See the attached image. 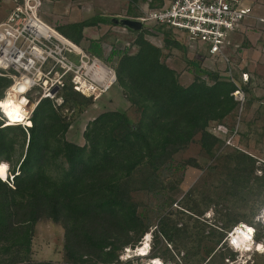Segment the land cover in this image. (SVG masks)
Segmentation results:
<instances>
[{"label": "trees", "instance_id": "obj_1", "mask_svg": "<svg viewBox=\"0 0 264 264\" xmlns=\"http://www.w3.org/2000/svg\"><path fill=\"white\" fill-rule=\"evenodd\" d=\"M126 1V17L133 19L143 15L141 4L153 9L164 3ZM99 23L114 24V20L92 18L60 26L58 30L79 44L83 30ZM146 30L142 27L136 32L132 41V46L137 47L135 54L125 49L112 51L108 57L116 55V84L136 115L134 118L127 112H103L88 122L83 146L69 142L65 135L70 120L62 110L67 107V111L79 114L91 104V98L67 85L60 92V104L47 98L38 103L30 116V127L4 126L0 121V165L7 164L9 168L5 170L10 175L5 181L0 179V264H51L31 260L35 226L42 219L62 226L68 263L118 264L121 249L136 245L149 229L131 195L134 176L139 171L156 173L198 135L201 150L211 158L214 147L224 144L208 127L235 114L239 102L232 93H248V87L223 78L217 71L201 69L190 85L182 86L176 72L162 61V49L144 38ZM159 30L166 45L180 46L170 30ZM87 51L102 54L98 42L90 43ZM10 83V79L0 77V100ZM255 162L252 156L236 150L223 156L234 190L237 186L233 176L247 180L253 176L264 185V164L259 166L257 176ZM186 208L189 222H198L203 210L198 205ZM238 221L227 219L208 236L204 235L203 224H195L197 247L207 238L212 241L198 264H210L226 232ZM158 231L156 240L172 244L189 241L187 223L178 227L165 217L159 222ZM217 255L221 261L227 256Z\"/></svg>", "mask_w": 264, "mask_h": 264}, {"label": "rangeland", "instance_id": "obj_2", "mask_svg": "<svg viewBox=\"0 0 264 264\" xmlns=\"http://www.w3.org/2000/svg\"><path fill=\"white\" fill-rule=\"evenodd\" d=\"M15 2L21 3L22 0H0V22L5 20ZM40 2L41 18L57 29L69 23L92 18H127L126 0ZM244 2L251 5L253 18L233 35L230 45L215 56L208 55L205 44L190 38L184 31L171 34L173 39L179 41L180 46L166 45L165 36L157 26L147 27V24L142 23V26L147 28L144 38L162 49V61L176 72L178 82L182 86L190 85L195 74L200 75L198 70L201 69L217 71L223 78L246 85L249 91H234L232 95L239 102L235 114L228 116L221 124L211 123L208 127L209 132L224 141L220 147H214V157L211 158L201 150L198 135L193 143L176 153L172 160L161 166L156 173L139 171L134 176L131 195L139 205L138 212L146 219L149 229L136 245H126L121 249L118 264H198L204 256V249L208 248L212 241L207 238L197 247L196 223L205 226L204 235L208 236L212 230L225 224L227 219L235 218L239 220L238 223L254 227L256 242H264V185L256 182L253 176L248 180L233 176L234 186H237V190H234L228 180L227 169L223 166V156L233 150L244 152L256 159L254 175L260 176L259 166L264 164V0ZM147 9L145 4H141V12ZM123 28L125 27L109 23L85 28L79 44L87 49L92 42L100 43L102 54L98 57L113 67L116 55L111 59L109 56L115 45H122L120 50L128 49L131 55L137 52V47L132 46L137 31ZM121 92L118 85H114L100 98H91V104L79 114L67 111L69 108L65 107L62 112L70 120L66 139L83 146V133L88 122L106 111L127 112L134 118L136 115ZM0 121H5L1 112ZM218 125L226 132L218 131ZM194 164L196 166H193ZM6 167L9 168L7 164ZM8 177L9 172L5 170L3 181ZM194 205H198L203 214L199 215L198 222L193 219L189 222L185 214L186 207ZM220 214L224 215V223H221L223 218L218 221ZM165 217L177 223L178 227L187 223L190 230L189 241L179 240L172 244L163 239L156 240L155 235L159 237V222ZM141 246L145 247V255L137 254V248ZM63 247L62 226L49 220H40L35 226L31 260L35 263L48 261L51 264H70L66 260ZM227 249L222 241L216 248V256L210 264H227L226 259L246 260L245 264H264V248L247 255H230ZM230 252L232 253L231 250ZM218 253L227 256L221 261Z\"/></svg>", "mask_w": 264, "mask_h": 264}, {"label": "built area", "instance_id": "obj_3", "mask_svg": "<svg viewBox=\"0 0 264 264\" xmlns=\"http://www.w3.org/2000/svg\"><path fill=\"white\" fill-rule=\"evenodd\" d=\"M163 1L161 7L148 8L135 20L147 24V27L155 25L172 33L184 31L190 38L204 43L210 56L221 54L230 45L233 35L253 18L252 7L244 0ZM40 6V0L15 2L5 20L0 22V77L11 81L3 99L23 97L29 121L42 99L60 104V92L67 85L85 97L97 99L116 84L114 66L45 22L39 14ZM121 47L115 45L112 50L121 51ZM6 123L5 118L3 125ZM11 125H20L24 129L31 126L24 121ZM217 130L226 132L220 125ZM241 233H247L250 239L245 240ZM236 237L240 240V247L233 243ZM223 242L234 254L247 255L264 248V242L255 240L254 227L244 223L232 226ZM246 262L226 259L227 264Z\"/></svg>", "mask_w": 264, "mask_h": 264}, {"label": "bare ground", "instance_id": "obj_4", "mask_svg": "<svg viewBox=\"0 0 264 264\" xmlns=\"http://www.w3.org/2000/svg\"><path fill=\"white\" fill-rule=\"evenodd\" d=\"M25 99L23 97H7L6 99L0 100V105H3V108L0 109V112L4 115L6 118L7 123L5 124L10 125L12 122H23L26 125H31V122L27 118V111L24 107ZM3 180V179H1ZM141 250H145V247L141 246L137 248V254H144V252H141ZM145 255V254H144ZM140 256V255H139Z\"/></svg>", "mask_w": 264, "mask_h": 264}, {"label": "water", "instance_id": "obj_5", "mask_svg": "<svg viewBox=\"0 0 264 264\" xmlns=\"http://www.w3.org/2000/svg\"><path fill=\"white\" fill-rule=\"evenodd\" d=\"M115 25H119L122 27H125L127 29L133 30V31H138L142 29V23L138 20L131 19V18H120V19H113Z\"/></svg>", "mask_w": 264, "mask_h": 264}, {"label": "snow or ice", "instance_id": "obj_6", "mask_svg": "<svg viewBox=\"0 0 264 264\" xmlns=\"http://www.w3.org/2000/svg\"><path fill=\"white\" fill-rule=\"evenodd\" d=\"M2 108H3V105H0V109H2ZM5 167H6V166L0 165V179L5 178V176H4V173H5ZM240 235L243 236V238H244L245 240L250 239V236H248L247 233H241ZM233 243H234V245H236L237 247H240V240H239L238 237H236V238L233 239ZM145 247H147V245H145ZM141 252H143V250H141Z\"/></svg>", "mask_w": 264, "mask_h": 264}]
</instances>
